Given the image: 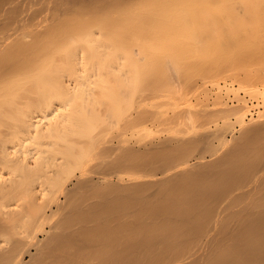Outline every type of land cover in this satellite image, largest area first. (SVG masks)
<instances>
[{"label": "bare ground", "instance_id": "obj_1", "mask_svg": "<svg viewBox=\"0 0 264 264\" xmlns=\"http://www.w3.org/2000/svg\"><path fill=\"white\" fill-rule=\"evenodd\" d=\"M0 264H264V0H0Z\"/></svg>", "mask_w": 264, "mask_h": 264}]
</instances>
